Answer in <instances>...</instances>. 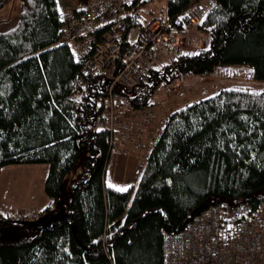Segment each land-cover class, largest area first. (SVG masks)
<instances>
[{
	"label": "trees",
	"instance_id": "16d2710c",
	"mask_svg": "<svg viewBox=\"0 0 264 264\" xmlns=\"http://www.w3.org/2000/svg\"><path fill=\"white\" fill-rule=\"evenodd\" d=\"M10 1L0 0V10ZM19 1L16 26L0 32V171L48 164L44 191L53 206L32 218L0 214V264H164V235L180 232L208 207L264 203V90L233 86L172 112L141 155L136 183L119 191L106 180L108 132L96 126L105 89L96 82L84 94L74 88L84 75L62 40L67 22L58 1ZM156 1H132L126 34L156 15L143 11ZM209 1L195 26L207 46L181 50L174 62L163 58L144 73L132 109L153 107L157 90L217 69H246L264 83V0ZM206 2L167 0L159 12L182 33L183 14ZM40 218L47 222L36 223Z\"/></svg>",
	"mask_w": 264,
	"mask_h": 264
},
{
	"label": "built area",
	"instance_id": "2783aa9c",
	"mask_svg": "<svg viewBox=\"0 0 264 264\" xmlns=\"http://www.w3.org/2000/svg\"><path fill=\"white\" fill-rule=\"evenodd\" d=\"M132 1L86 0L72 10L61 11L67 22L62 40L84 75L74 88L84 94L96 82L105 89L97 101L96 126L108 132L113 151L125 141L133 149L151 148L163 121L154 127L153 108L132 109L129 100L144 73L157 68L163 58L174 62L179 52L188 48L184 45L191 28L208 13L204 5L193 6L181 18L183 32L175 33L174 20L166 12H158L130 41L129 32H125ZM74 11L80 15L78 20L73 18ZM115 87L119 90L114 91ZM163 257L164 264H264V203L257 209L225 203L208 207L180 232L164 235Z\"/></svg>",
	"mask_w": 264,
	"mask_h": 264
},
{
	"label": "rangeland",
	"instance_id": "374dc122",
	"mask_svg": "<svg viewBox=\"0 0 264 264\" xmlns=\"http://www.w3.org/2000/svg\"><path fill=\"white\" fill-rule=\"evenodd\" d=\"M59 7L62 10H72L78 0H57ZM167 0H157L143 7V11L153 10L154 13H158L160 9H164ZM210 1L206 3H200L206 6V9H210ZM65 8V9H64ZM21 9L19 0H11L0 10V32H6L13 29L18 20V14ZM196 27L191 28V36L189 40H186V49H195L198 47H206L207 42L204 37L200 35L196 30ZM188 32H186L187 34ZM138 34V27H132L128 33V39L134 41ZM198 44V45H196ZM184 50V49H182ZM232 73L223 75L219 69L209 76H189L180 79L173 83V87L168 90L159 89L155 92L154 96V116L153 126L156 127L158 119L161 117L167 118L172 112L185 108L186 106L199 102L204 98L212 96L218 93L221 89L231 88L233 86H249L254 90L263 91L264 83L256 82L249 79L246 69H232ZM135 91V89H134ZM158 117V119H157ZM128 143L124 142L121 145L118 152L113 151L111 155V161L117 158L128 160L127 155L135 152ZM140 151H145L140 149ZM127 158V159H126ZM143 158L141 155L139 159ZM116 160V158L114 159ZM81 161V160H80ZM110 165V164H109ZM110 167V166H109ZM111 174H113L114 182L120 179L119 174L124 175L126 173L130 178H133V169L128 167L125 170L120 168L115 170L114 166H111ZM49 166L46 163L39 164H12L4 166L0 171V214L3 217L12 216L15 219L21 217L32 218L34 215L39 214L47 206H53L52 201L47 197L44 191L45 179L48 173ZM78 173V168H75L70 175L65 179L62 186V199L61 205L68 196L70 189L73 185V180ZM109 172V175H111ZM107 181L110 177H106ZM46 221L45 218H40L36 223ZM47 222V221H46Z\"/></svg>",
	"mask_w": 264,
	"mask_h": 264
},
{
	"label": "crops",
	"instance_id": "0c3cea01",
	"mask_svg": "<svg viewBox=\"0 0 264 264\" xmlns=\"http://www.w3.org/2000/svg\"><path fill=\"white\" fill-rule=\"evenodd\" d=\"M157 119H158V117H157ZM165 119L166 118L160 116L158 121H161V120L163 121ZM134 150H135V152L132 153V154L130 152H128L130 154V155H127L128 160H123V159L121 160V159L117 158L118 156H116L115 157L116 160H114L115 159L114 158L113 161H111V163L109 165L110 167L114 166L116 171H117L118 168H120L121 170L122 169L125 170L128 167L130 168V170L133 169V178L130 179V180H127V179L130 178L131 176L128 177V175L126 173H124V175H122V174L118 175L120 177V179L117 180V183L118 184L119 183L124 184L125 187H123V188H128V187L134 185L136 183L138 175H139V173L141 171L142 164H141V161H140L139 157H140V155H144L145 151H140L139 149H134ZM134 150H132L131 152H133ZM110 167L108 168V171H107V176L108 177H110V175H109V172L111 170ZM112 177H113V174H112ZM107 184L109 185L108 181H107ZM112 187L116 188V189H120L117 186H112Z\"/></svg>",
	"mask_w": 264,
	"mask_h": 264
},
{
	"label": "bare ground",
	"instance_id": "6f19581e",
	"mask_svg": "<svg viewBox=\"0 0 264 264\" xmlns=\"http://www.w3.org/2000/svg\"><path fill=\"white\" fill-rule=\"evenodd\" d=\"M110 174H111V170H110ZM112 177V174L110 175V179H108V183H109V185L111 184V185H113V186H117V187H119V188H123V187H125L124 186V184H122V183H117V182H114L113 181V179L111 178Z\"/></svg>",
	"mask_w": 264,
	"mask_h": 264
},
{
	"label": "snow or ice",
	"instance_id": "6c2138e0",
	"mask_svg": "<svg viewBox=\"0 0 264 264\" xmlns=\"http://www.w3.org/2000/svg\"><path fill=\"white\" fill-rule=\"evenodd\" d=\"M110 187H112L113 185H109ZM119 191H127V189L126 188H120V189H118Z\"/></svg>",
	"mask_w": 264,
	"mask_h": 264
}]
</instances>
